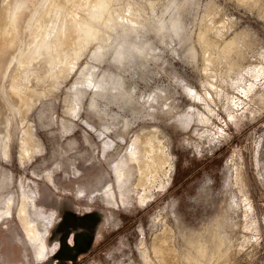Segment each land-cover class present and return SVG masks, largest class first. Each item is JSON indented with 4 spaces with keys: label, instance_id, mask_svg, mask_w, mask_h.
I'll return each mask as SVG.
<instances>
[{
    "label": "rangeland",
    "instance_id": "obj_1",
    "mask_svg": "<svg viewBox=\"0 0 264 264\" xmlns=\"http://www.w3.org/2000/svg\"><path fill=\"white\" fill-rule=\"evenodd\" d=\"M14 1L0 264H68L56 222L97 224L102 247L84 264H264V0H110L105 17H123L110 45L90 42L61 76L42 57L19 64L59 23L54 2ZM144 154L155 172L143 184Z\"/></svg>",
    "mask_w": 264,
    "mask_h": 264
},
{
    "label": "bare ground",
    "instance_id": "obj_2",
    "mask_svg": "<svg viewBox=\"0 0 264 264\" xmlns=\"http://www.w3.org/2000/svg\"><path fill=\"white\" fill-rule=\"evenodd\" d=\"M14 2H15L14 0H12V1L9 0L8 4L5 6L2 5L3 7L1 8L2 10L0 12V25L2 28H0V29H2V30L0 32V54H5L10 49V47L15 45V43L17 41V37H18L17 35L20 31V26H19L18 22L16 21V19L17 18L22 19L23 10L16 11L14 9V6H15ZM52 2H54L55 9L58 10L60 13L59 14L60 18H59V15L57 18V19H59V23L52 25L51 27L46 29L44 31V33L42 32L43 34L40 35L41 36L40 40H38L39 42L35 45L33 51H31L30 53L23 56L19 60V64L23 65V66L24 65L25 66L30 65V64L32 65V62L34 60H36L39 57H42L41 61L43 60L44 62H48L51 66V68H50V66L48 64L49 69H51L52 71L58 72V75L61 76V74H59V72L60 73L63 71L66 72L68 69H70V67L74 64V59L78 55V52L81 49H83L90 42L94 41L95 39L97 40V38L98 39L101 38L102 41L99 44V46L100 47H108L110 45L109 41L112 37V34H108V35L106 34L107 36H104L105 35L104 31H107V29L109 31V29H111L113 31V34H114V30L116 29V27H118L117 25H119L122 22L123 17L120 16V13L117 15H113L111 13L108 18L105 17V15L107 14V11H109V9H110V0H58V1L52 0ZM56 16H57V14H56ZM14 47H12V48H14ZM3 59H4V57H3ZM38 61H40V60H38ZM25 66H24V68H25ZM4 67H5V65H4ZM42 67H44V66H42ZM26 68H28V67H26ZM30 69H31V67H30ZM72 69H73V67H72ZM21 70H22V68H21ZM25 71H24V73H25ZM46 71H47V69H46ZM69 72H72V70L70 69V71H68V73ZM0 73H2V72H0ZM35 73L36 72L34 71L33 74H35ZM47 73L51 74L50 70ZM54 74H56V73H54ZM20 75H21V71H19V70H15L11 74V77H12L11 78V88L16 93L17 92L20 93V90H21L20 89V85H21L20 83L21 82L18 80ZM27 75H25L26 78H27ZM43 75H42V77H43ZM25 77H24V80H25ZM40 77L38 80H40ZM52 77L56 78L55 75H53ZM52 77H50V78H52ZM54 78H52L51 81L54 82L55 81ZM27 79H29V77ZM9 87H10V85H9ZM23 88H24V86H23ZM25 88H27L26 85H25ZM22 90H24V89H22ZM25 94H26V91H25ZM22 96H23V94L21 95V97ZM29 97H31V96L29 95ZM23 100H25V99H23ZM23 100H22V102H23ZM30 127H29V129H31ZM31 135H33V134L28 132L27 140H29V137H31ZM23 136H25V135H23ZM35 136H33V137H35ZM31 140H33V139H31ZM23 141H25V140H23ZM24 144H25V142H24ZM27 146H29V145H27ZM25 149H26V151H28L27 147H25ZM31 151H32V149L30 150V152ZM28 153H29V151H28ZM23 154H24V152H23ZM153 158H155V157H152V160H153ZM137 162H139L140 168H141V178H139V179H140V181H143L141 183L144 184L146 182V180L149 179L148 178L150 176L149 173L155 172L154 168H153V164L150 161H148L147 155H145V154H144V156H138ZM22 206H23V204H22ZM20 216L22 217L21 219L23 220L25 229L27 230V232L29 234L32 235L34 233V227L32 226L31 222L29 221V219L27 217L26 209L24 207L20 211ZM31 235H29V236H31Z\"/></svg>",
    "mask_w": 264,
    "mask_h": 264
},
{
    "label": "flooded vegetation",
    "instance_id": "obj_3",
    "mask_svg": "<svg viewBox=\"0 0 264 264\" xmlns=\"http://www.w3.org/2000/svg\"><path fill=\"white\" fill-rule=\"evenodd\" d=\"M53 231L57 238L55 255L68 264H84L102 247L95 222H56Z\"/></svg>",
    "mask_w": 264,
    "mask_h": 264
}]
</instances>
